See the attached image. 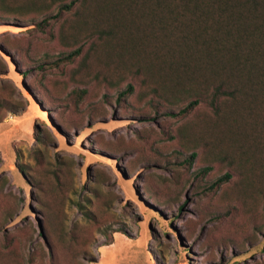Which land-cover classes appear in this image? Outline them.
Masks as SVG:
<instances>
[{
    "label": "rangeland",
    "instance_id": "rangeland-1",
    "mask_svg": "<svg viewBox=\"0 0 264 264\" xmlns=\"http://www.w3.org/2000/svg\"><path fill=\"white\" fill-rule=\"evenodd\" d=\"M70 2L0 0V264H264V90L183 114L167 7Z\"/></svg>",
    "mask_w": 264,
    "mask_h": 264
},
{
    "label": "trees",
    "instance_id": "trees-1",
    "mask_svg": "<svg viewBox=\"0 0 264 264\" xmlns=\"http://www.w3.org/2000/svg\"><path fill=\"white\" fill-rule=\"evenodd\" d=\"M80 1L71 0L67 10ZM82 2L95 4L105 20L121 14L124 3ZM138 2L146 4L147 11L167 7L183 26L176 45L169 48L172 55L149 54L145 59L149 68L156 67L158 76L169 79L175 90L197 94L183 114L202 103L200 97L206 88L211 90L209 104L215 111L222 99L264 90V0H132ZM101 31L104 37L115 35L107 25Z\"/></svg>",
    "mask_w": 264,
    "mask_h": 264
}]
</instances>
